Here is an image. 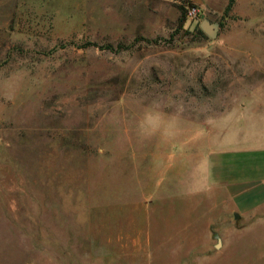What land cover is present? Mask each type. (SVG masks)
<instances>
[{
  "label": "rangeland",
  "instance_id": "374dc122",
  "mask_svg": "<svg viewBox=\"0 0 264 264\" xmlns=\"http://www.w3.org/2000/svg\"><path fill=\"white\" fill-rule=\"evenodd\" d=\"M227 2L0 0V264H264L223 177L264 143V0Z\"/></svg>",
  "mask_w": 264,
  "mask_h": 264
},
{
  "label": "crops",
  "instance_id": "0c3cea01",
  "mask_svg": "<svg viewBox=\"0 0 264 264\" xmlns=\"http://www.w3.org/2000/svg\"><path fill=\"white\" fill-rule=\"evenodd\" d=\"M238 151H248V160L243 159L246 156H229L234 165L232 172H224L223 177L228 181V189L232 192L236 207L241 211L256 214L264 209V143H256ZM237 157L248 162V167L246 168L242 162L237 166L236 162L239 161ZM221 172V167H218L216 173L218 180L221 179Z\"/></svg>",
  "mask_w": 264,
  "mask_h": 264
},
{
  "label": "trees",
  "instance_id": "16d2710c",
  "mask_svg": "<svg viewBox=\"0 0 264 264\" xmlns=\"http://www.w3.org/2000/svg\"><path fill=\"white\" fill-rule=\"evenodd\" d=\"M232 4H233V0H228L227 4L225 5V8L224 10L227 12L229 11L231 8H232ZM180 10L182 12V15L185 14V9L183 6H180ZM182 20H183V17H182ZM141 41V40H145V41H148V42H155L157 41V38L156 37H145V36H142V35H137L134 37L133 41L132 42H135V41ZM88 45H98L100 47H105V48H109L111 50H120V49H125L129 46V44H126L124 43L123 41H117L116 43H112V42H104V43H98L96 41H93V40H85L83 41L80 46H88Z\"/></svg>",
  "mask_w": 264,
  "mask_h": 264
},
{
  "label": "water",
  "instance_id": "95a60500",
  "mask_svg": "<svg viewBox=\"0 0 264 264\" xmlns=\"http://www.w3.org/2000/svg\"><path fill=\"white\" fill-rule=\"evenodd\" d=\"M200 26L210 37H215L218 34L219 22L217 20H210L208 18H203L200 22ZM234 216L238 217L239 213L235 211ZM219 244H220V237H218V242L216 243V246H218Z\"/></svg>",
  "mask_w": 264,
  "mask_h": 264
},
{
  "label": "built area",
  "instance_id": "2783aa9c",
  "mask_svg": "<svg viewBox=\"0 0 264 264\" xmlns=\"http://www.w3.org/2000/svg\"><path fill=\"white\" fill-rule=\"evenodd\" d=\"M197 7H196V5H192V7H189L188 8V12L190 13V14H195L196 12H197Z\"/></svg>",
  "mask_w": 264,
  "mask_h": 264
}]
</instances>
